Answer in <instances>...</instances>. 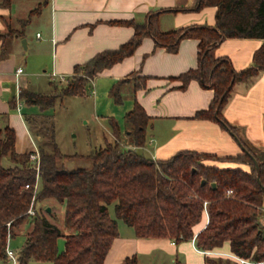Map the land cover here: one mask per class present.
<instances>
[{
	"label": "trees",
	"instance_id": "trees-1",
	"mask_svg": "<svg viewBox=\"0 0 264 264\" xmlns=\"http://www.w3.org/2000/svg\"><path fill=\"white\" fill-rule=\"evenodd\" d=\"M10 1L2 0L0 5L8 6ZM196 6L199 10L217 8L214 27L193 26L161 32L157 26L159 14H151L143 24L126 23L135 30L128 43L76 66L67 84L54 95L21 89V101L26 106L39 107L42 112L54 109L58 99L86 97L90 81L132 56L144 38L151 37L156 48L172 54L178 52L184 39H195L200 47L199 68L178 78L182 81L181 89L197 80L214 90L209 109L198 112L195 118L217 122L236 134L222 110L236 83L264 72V0H197ZM16 35L23 36V31L0 34V42L5 44ZM227 39H258L263 45L255 53L253 64L237 72L228 59L214 55L218 45ZM39 118H25L29 125L38 126L41 133L47 131V143L39 147V169L30 162L32 152L16 151L15 130L9 125L0 127V261L7 259L9 239L16 237L24 223L30 222L31 229L17 254V264H104L119 236L118 221L122 220L142 239H169L176 243L194 240L196 248L204 252L222 249L228 244L236 258L264 264L261 222L264 160L247 145L242 143L246 150L237 156L180 152L171 159L154 161L129 149L120 126L113 122L115 139L105 140L90 155L81 156L91 161V168L71 171L59 164L64 155L56 143L54 124L47 127ZM44 118L51 120L48 116ZM149 120L138 104L125 116L130 132L127 137L135 149L146 143ZM5 161L9 162L8 166ZM208 162L236 167L219 168ZM202 180L206 183L202 184ZM228 191H233V195L229 196ZM45 200H55L65 207L64 227L68 234L38 208ZM112 205L116 218L110 216ZM32 206L36 210L34 217L29 215ZM206 211L208 225L195 237L193 229L201 223ZM60 239L65 241L63 250L59 248ZM123 264H137V259H127ZM206 264L240 263L232 258L207 257Z\"/></svg>",
	"mask_w": 264,
	"mask_h": 264
},
{
	"label": "crops",
	"instance_id": "crops-1",
	"mask_svg": "<svg viewBox=\"0 0 264 264\" xmlns=\"http://www.w3.org/2000/svg\"><path fill=\"white\" fill-rule=\"evenodd\" d=\"M196 5L197 0H11L8 6L0 5V34L23 31L21 37L16 35L5 44L0 42V127L9 125L15 130L16 151L19 154L39 151L43 140L42 135L36 136L26 116L54 119L56 108L42 112L39 107L26 106L21 101V89L41 93L34 90L33 78L46 77L47 93L41 94L54 95L67 84L76 66L128 43L135 30L126 23L143 24L151 14H159L157 26L161 32L193 26L214 27L217 8L199 10ZM24 15L28 18L20 19ZM24 21L29 22L24 25ZM23 40H26V48ZM262 45L263 41L258 39H227L218 45L214 55L228 59L234 70L241 72L253 64L254 55ZM199 53V41L195 39H184L178 52L172 54L164 48H156L154 40L147 37L132 56L91 80L88 88L91 87L92 92L78 98L93 94L96 104H111L109 113L102 117L108 133L104 141L115 139L112 123L116 122L126 146L154 161L171 159L180 152L220 157L241 154L242 148L221 124L195 118L198 112L209 109L214 90L197 80L181 89L182 81L178 78L199 68ZM19 68L23 70L20 74L17 73ZM114 89H117L116 95ZM71 98L74 97L58 99L57 104ZM137 104L150 120L145 145L135 149L127 137L130 132L125 116ZM222 114L241 143L264 160V72L246 82L236 83ZM208 165L236 167L216 162H208ZM243 169L248 170V167L243 166ZM59 207L65 214V207L61 204ZM49 208L51 213L47 214L51 221L54 208ZM261 211L264 225V202ZM109 212L116 218L111 206ZM208 222L206 211L201 223L193 229L195 237ZM24 226L25 223L21 228ZM57 226L65 234L69 233L64 227V218L63 225ZM118 228L119 236L104 264H123L134 257L137 264H206L207 257L236 260L228 244L222 249L204 252L196 248L194 240L176 243L169 239H142L122 220L118 221ZM30 229L31 226L28 231ZM64 244V240L59 241L60 250L64 249ZM8 259L7 256L1 262Z\"/></svg>",
	"mask_w": 264,
	"mask_h": 264
},
{
	"label": "rangeland",
	"instance_id": "rangeland-1",
	"mask_svg": "<svg viewBox=\"0 0 264 264\" xmlns=\"http://www.w3.org/2000/svg\"><path fill=\"white\" fill-rule=\"evenodd\" d=\"M27 18L26 15L20 17L23 20ZM32 80L34 90L47 93L48 84L46 82L48 79L46 77H42L41 79L37 77ZM92 90L91 87L88 88V92L91 93ZM95 99L96 96L93 94L91 96L88 95L87 98L66 99L63 104L57 105L53 120L47 121L44 117L39 118V122L41 123L44 120L47 127L54 124L56 143L64 155L59 164L65 169L73 171L91 168V161L83 159L81 156L90 155L96 148L101 147L104 143V138L108 137L106 123L102 120V117L109 113L111 104H96ZM114 106L117 110L120 109L119 106ZM33 128H35L37 133H41L38 126H33ZM41 135L44 138L41 144H46L47 131H42ZM4 163L5 165H9L7 161ZM59 205L55 200H45L39 204L38 208L42 209V212L49 218L50 216L45 210L50 206L53 207L54 212L51 222L63 225L64 213L61 211ZM113 209L114 206L112 205V212L114 211ZM30 226V222H26L24 229L21 228L20 233L10 241V249L16 256L25 245V235ZM0 264L16 263L8 259L6 262L0 261ZM29 264L50 263L31 262Z\"/></svg>",
	"mask_w": 264,
	"mask_h": 264
},
{
	"label": "built area",
	"instance_id": "built-area-1",
	"mask_svg": "<svg viewBox=\"0 0 264 264\" xmlns=\"http://www.w3.org/2000/svg\"><path fill=\"white\" fill-rule=\"evenodd\" d=\"M38 36H40L38 34ZM23 70L22 68H19L17 73L20 74L22 73ZM30 162L33 164V166H35L37 169L40 168V152L38 150H36L35 152H32V154L30 155ZM27 188H29V186H27ZM228 195L231 196L233 195V191H228ZM29 215L34 217L36 216V210L35 208L32 206V208L29 211ZM263 221H264V217H263ZM10 239L8 241V245H7V256L13 260L15 263H17V256L16 254L10 249ZM236 260L240 263V264H252L249 261H246L244 259H240V258H236Z\"/></svg>",
	"mask_w": 264,
	"mask_h": 264
},
{
	"label": "water",
	"instance_id": "water-1",
	"mask_svg": "<svg viewBox=\"0 0 264 264\" xmlns=\"http://www.w3.org/2000/svg\"><path fill=\"white\" fill-rule=\"evenodd\" d=\"M22 44H23V46L26 48V40H23V42H22ZM15 92H16V87L15 86H13V94H15ZM222 101V100H221ZM222 103V102H221ZM216 117H218V110H217V112H216ZM226 127V129L234 136V138L236 139V141L238 142V144L240 145V147L242 148V150L243 151H245L246 149L244 148V146H243V144L241 143V141L237 138V136H235V134H233L231 131H230V129L227 127V126H225ZM254 162H255V164H256V166H257V169H259V165H258V162L254 159ZM206 183V181L205 180H202V184H205ZM212 188H216V184H212ZM47 213H51V209L49 208L48 210H47ZM259 233H261V231H259Z\"/></svg>",
	"mask_w": 264,
	"mask_h": 264
}]
</instances>
